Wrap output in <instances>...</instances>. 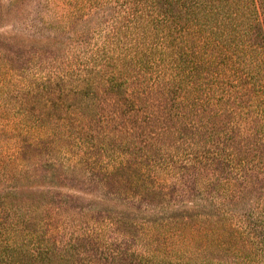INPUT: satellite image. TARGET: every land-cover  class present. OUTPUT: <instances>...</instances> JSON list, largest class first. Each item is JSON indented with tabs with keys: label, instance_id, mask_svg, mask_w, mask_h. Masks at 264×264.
<instances>
[{
	"label": "rangeland",
	"instance_id": "rangeland-1",
	"mask_svg": "<svg viewBox=\"0 0 264 264\" xmlns=\"http://www.w3.org/2000/svg\"><path fill=\"white\" fill-rule=\"evenodd\" d=\"M143 2L150 5L0 0V193L16 188L25 206L38 208L60 252L56 264H152L158 249L164 257L170 252L155 241L166 219L174 222L187 211L196 215L188 220L202 233H215L217 226L237 236L251 227L253 208L262 209L257 198L263 189L250 182L232 213L214 210L228 207L232 192L241 188L223 181L236 175L237 115L225 107L208 118V111L219 110L218 98L207 105L200 92L152 91L120 100L112 112L107 102L99 104L107 97L80 93L84 70L117 72L139 52L158 50L150 23L155 13ZM113 32L118 37H109ZM156 63L136 69L128 82L142 88L167 81L165 68ZM261 147L249 140L250 158ZM116 163L122 169L109 170ZM139 174L166 186L167 198L144 192ZM192 174L204 179L192 181ZM215 178L221 187L215 182L205 191ZM210 212L220 217L207 222L199 215ZM234 240L242 246L240 238ZM204 251L223 259L213 242ZM233 257L229 252L224 259Z\"/></svg>",
	"mask_w": 264,
	"mask_h": 264
},
{
	"label": "trees",
	"instance_id": "trees-1",
	"mask_svg": "<svg viewBox=\"0 0 264 264\" xmlns=\"http://www.w3.org/2000/svg\"><path fill=\"white\" fill-rule=\"evenodd\" d=\"M149 2V6L145 2L143 4L145 10L155 13L150 23L155 29L153 38L160 42L158 50L152 51V48L139 52L127 62H122L124 68L117 72L106 67L84 70L79 76L80 93L85 96L91 92L94 97H107L99 104L107 102L110 111L114 110L112 112H116L120 100L128 101L129 97L152 91L162 95L179 92L195 95L200 92L207 96V105H212L218 98L220 108L214 114V109L208 111V118L221 115L225 107L237 115L232 120L236 128L233 154L239 157L234 166L236 175L223 181L241 188L232 192L234 195L228 207L216 209L210 203V209L232 213L237 204L243 202L250 182L260 184L263 189V195L257 198L261 201V211L253 208L256 214L248 216L251 227L237 236L223 229L218 231L217 226L213 228L215 233L211 234L206 229L202 233L192 226L193 220H188L196 215H187V211H182L174 222L166 219L165 223L157 226L155 241L158 245L169 246L170 252L164 257L158 249V256L154 257L152 264H264V0ZM109 37H118V32ZM152 56L156 60L151 61ZM155 61L159 62L155 65L165 68L167 81L142 88L128 82L136 69L143 72V68ZM223 99L225 103L222 104ZM249 140L255 144L262 142L261 152L251 158ZM110 169L114 172L122 169L121 163L110 166ZM191 177L192 181L204 179L196 174ZM139 178L144 192L162 200L167 198L166 186L144 174H139ZM215 179L207 182L205 191L215 186V182L221 187L222 180ZM15 189L0 193V264H56L60 252L44 230L46 219L36 215L38 208L34 204L25 206L17 194L19 190ZM213 199L216 198L209 200ZM199 215L209 218L207 222L218 216L212 212ZM213 235H216L215 240L211 238ZM234 236L242 240V246H236ZM212 242L215 250L222 251L223 259L214 258L204 251ZM188 247L195 249L188 252ZM233 251H238V254L234 255ZM229 252L234 256L232 261L224 259ZM164 259H168L167 262Z\"/></svg>",
	"mask_w": 264,
	"mask_h": 264
}]
</instances>
